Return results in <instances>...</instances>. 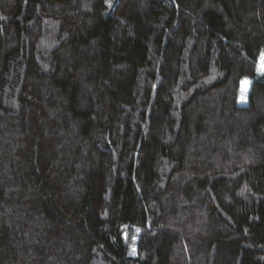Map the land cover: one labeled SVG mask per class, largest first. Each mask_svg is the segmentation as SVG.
Returning <instances> with one entry per match:
<instances>
[{"label": "trees", "instance_id": "16d2710c", "mask_svg": "<svg viewBox=\"0 0 264 264\" xmlns=\"http://www.w3.org/2000/svg\"><path fill=\"white\" fill-rule=\"evenodd\" d=\"M263 50L264 0H0V264H264Z\"/></svg>", "mask_w": 264, "mask_h": 264}, {"label": "rangeland", "instance_id": "374dc122", "mask_svg": "<svg viewBox=\"0 0 264 264\" xmlns=\"http://www.w3.org/2000/svg\"><path fill=\"white\" fill-rule=\"evenodd\" d=\"M256 73H264V50L260 54ZM250 88V78H243L240 83V94L238 98L239 105H245L247 103V95Z\"/></svg>", "mask_w": 264, "mask_h": 264}]
</instances>
